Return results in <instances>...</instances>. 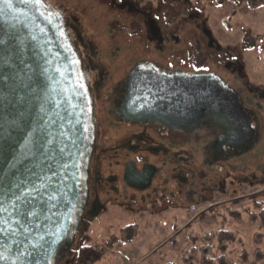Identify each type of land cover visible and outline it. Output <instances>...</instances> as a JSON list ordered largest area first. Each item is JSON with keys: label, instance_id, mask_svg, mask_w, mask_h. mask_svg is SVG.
Returning a JSON list of instances; mask_svg holds the SVG:
<instances>
[{"label": "flooded vegetation", "instance_id": "obj_1", "mask_svg": "<svg viewBox=\"0 0 264 264\" xmlns=\"http://www.w3.org/2000/svg\"><path fill=\"white\" fill-rule=\"evenodd\" d=\"M23 1L53 22L82 104L77 199L52 264H68L77 239L108 212L145 225L184 213V227L264 193V165L246 173L235 166L254 150L264 160V83L215 42L195 1ZM201 90L235 98L242 111L234 133L206 114L194 122L177 111L178 100L188 105Z\"/></svg>", "mask_w": 264, "mask_h": 264}, {"label": "water", "instance_id": "obj_2", "mask_svg": "<svg viewBox=\"0 0 264 264\" xmlns=\"http://www.w3.org/2000/svg\"><path fill=\"white\" fill-rule=\"evenodd\" d=\"M184 103L178 100L177 111L191 112L194 122L206 114L232 133L239 126L235 98L211 99L201 90ZM81 115L53 22L23 0H0V264H52L66 241L77 199ZM251 127L243 124V134Z\"/></svg>", "mask_w": 264, "mask_h": 264}, {"label": "rangeland", "instance_id": "obj_3", "mask_svg": "<svg viewBox=\"0 0 264 264\" xmlns=\"http://www.w3.org/2000/svg\"><path fill=\"white\" fill-rule=\"evenodd\" d=\"M191 1H195L203 11L208 31L215 42L221 48L232 47L234 53L241 56L249 79L257 86L262 85L264 5L253 9L248 1L238 5L237 2L241 0ZM89 35L94 34L89 32ZM263 161L254 150L235 162V166L246 173L256 171L257 166L264 165ZM255 202L263 203L262 195L253 200H242L237 205L217 206L213 213L206 211V215L202 213L195 216L184 227L182 225L190 219L184 213H177L173 222L161 221L145 225L138 221L119 219L117 215L108 212L77 239L66 260L68 264H75L78 248L90 246L101 255L93 264H181L182 256L190 248V237H202L226 229L236 238L234 245L227 249L228 257L234 263L264 264V231L261 232L263 237L260 242L254 244L253 236L258 226L249 223L245 214ZM234 211L242 212L241 219L236 220L230 215ZM170 237L173 238L169 240ZM256 250L260 251L258 256L255 255ZM217 255L218 252L214 250V260Z\"/></svg>", "mask_w": 264, "mask_h": 264}, {"label": "trees", "instance_id": "obj_4", "mask_svg": "<svg viewBox=\"0 0 264 264\" xmlns=\"http://www.w3.org/2000/svg\"><path fill=\"white\" fill-rule=\"evenodd\" d=\"M244 1H248L253 9L257 6L264 5V0H241V2H237V4L241 5ZM262 198L263 203L255 202L245 211L246 220L258 226V231L253 236V242L256 245L263 237L261 232L264 231V193L262 194ZM213 211L214 210L211 212L213 213ZM240 212H230V215H232L234 219L239 220L242 216V212L241 214ZM235 241L236 238L234 234L226 229L218 230L213 234H205L202 237L192 236L190 237V248L182 256L181 264H215V262L216 264H237L234 263L227 254L228 247L233 246ZM214 250L218 252L215 260L213 259ZM259 254L260 251L256 250L255 255L258 256ZM100 257V253L90 246H80L76 253L75 264H93L99 260Z\"/></svg>", "mask_w": 264, "mask_h": 264}, {"label": "snow or ice", "instance_id": "obj_5", "mask_svg": "<svg viewBox=\"0 0 264 264\" xmlns=\"http://www.w3.org/2000/svg\"><path fill=\"white\" fill-rule=\"evenodd\" d=\"M5 2H7V0H5ZM37 3H39V0H37Z\"/></svg>", "mask_w": 264, "mask_h": 264}]
</instances>
